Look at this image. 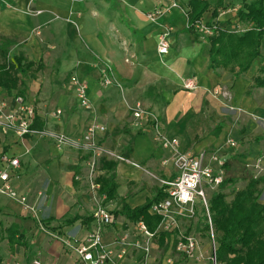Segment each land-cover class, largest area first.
<instances>
[{
    "label": "crops",
    "instance_id": "crops-1",
    "mask_svg": "<svg viewBox=\"0 0 264 264\" xmlns=\"http://www.w3.org/2000/svg\"><path fill=\"white\" fill-rule=\"evenodd\" d=\"M230 1L218 21L221 28L236 32L243 25ZM171 2L0 0V36L13 41L8 61L17 67V58L24 56L32 64L17 75L19 82L14 89L7 91L0 86L4 113L18 107L21 98L34 108L43 128L72 138L80 139L91 126H105L99 138L124 158L117 162L115 180L118 197L131 208L145 204L161 188L162 180L176 175L172 149L162 145L146 118L134 116L138 104L157 115L161 134L177 139L179 152L197 155L205 151L210 155L221 149L226 175L236 167L264 178V87L255 85V79L264 77L260 72L264 69V48L239 77L230 71H216L210 66L209 43L186 32L188 0L177 1V9L156 21L147 18L150 10ZM212 11L203 15V24L212 20ZM168 28H172L170 48L161 55L159 38ZM108 68L113 70L115 83L104 87ZM73 77L86 85L92 109L80 105ZM189 79L196 81V90L184 88ZM216 88L228 89L231 96H213ZM132 137V150L126 157ZM4 156L18 159L19 168L11 172L12 184L35 208V214L31 213L18 201L0 194L1 228L15 225L17 235H23L29 246L11 247L8 239L0 242L11 251L12 259L6 264L34 258L75 264L77 255L64 241L78 244L86 239L92 222L84 219L91 217L95 207L86 181L76 179L87 172L86 156L71 147L59 148L47 139L22 137L17 122L8 123L0 113V171ZM260 202L264 203V184ZM106 206L114 211L118 200ZM67 218L77 220L60 228L58 221ZM51 219V226L58 228L54 231L43 224ZM119 233L115 227L106 228L104 241L110 243Z\"/></svg>",
    "mask_w": 264,
    "mask_h": 264
},
{
    "label": "built area",
    "instance_id": "built-area-1",
    "mask_svg": "<svg viewBox=\"0 0 264 264\" xmlns=\"http://www.w3.org/2000/svg\"><path fill=\"white\" fill-rule=\"evenodd\" d=\"M178 7V2L173 0L171 4L157 8L154 13H148L147 18L156 21L159 16L168 14ZM196 26L202 34V39L214 34V29L201 21ZM171 32L172 28H168L159 38L158 52L161 55L169 51ZM114 83L113 70L108 68L102 84L108 87ZM72 84L76 88L80 105L85 109H92L86 85L80 83L75 77L72 78ZM184 88L196 90L198 87L195 80L189 79L185 82ZM211 94L223 98L231 96L228 89L221 88L214 89ZM17 101L18 107L6 114L4 113L6 104L0 100V113L1 118L6 119L8 123L17 122V128L22 137L47 139L59 148L71 147L86 156L87 172L84 175H77L76 179L86 181L90 200L95 203V207L91 214L92 226L86 239L78 244L64 241V244L77 255L75 264H222L217 256V233L213 225L208 198L209 191L219 188L227 177L224 169L226 161L223 159L221 149L210 155L205 151L197 155L179 152V141L170 140L161 134L157 115L144 110L141 104L136 106L134 116L137 119L146 118V123L150 122L157 130L158 139L162 145L172 149V160L176 167L175 176L161 181L163 199L154 203L149 210L151 215L161 218L157 229L151 231L143 221L132 223L124 217H117L106 206V196L100 194L99 179L105 173L101 168L102 160L115 162L124 160L101 142L99 135L106 131L105 126L94 125L87 128L80 139L53 129L36 128L34 127V108L27 106L21 98ZM57 114H61V111H57ZM228 145L234 147L236 143L228 141ZM2 162L4 169L0 171V194L18 201L25 210L35 214V208L28 205L27 195L20 194L12 184L11 172L19 168L18 159L4 156ZM200 213L205 216L209 227L206 238L201 232L190 230L191 223L197 222ZM108 227H115L124 233L114 236L110 243H106L104 232ZM131 233L134 235L132 241H130ZM162 234L169 235L166 240L167 247L163 248L161 256L155 257L153 251L155 248L157 250V245H160ZM131 254L137 255L134 261H128ZM22 264L57 263H45L41 259L34 258Z\"/></svg>",
    "mask_w": 264,
    "mask_h": 264
},
{
    "label": "trees",
    "instance_id": "trees-1",
    "mask_svg": "<svg viewBox=\"0 0 264 264\" xmlns=\"http://www.w3.org/2000/svg\"><path fill=\"white\" fill-rule=\"evenodd\" d=\"M241 5L237 16L243 28L236 32L219 26V16L229 6L226 0H188L186 6L188 16L186 32L191 33L195 39L202 37L197 29V23L212 8V20L208 26L214 29V34L205 38L210 45V66L216 71H230L234 73V77L245 74L253 61L261 56L264 48V0H241ZM12 46L13 41L10 38L0 36V86L7 91L17 86L19 73H25L32 67L24 56L17 58V67L8 61V53ZM260 72L263 75L264 69ZM255 85L264 87V77L255 79ZM34 127L43 128L37 117ZM132 144L133 137L126 147V157L132 150ZM116 166L117 162L113 160H102L101 168L105 173L99 179L100 194L106 196V203L118 200V207L113 211L117 217H124L132 223L143 221L151 231H155L161 218L151 215L149 210L154 203L163 199L162 188L156 189L153 197L145 204L131 208L125 203L124 198L118 197V184L115 180ZM235 168L231 170L236 173L240 172L246 178V187L236 191L232 200L227 201L224 189L229 182L235 180L226 177L219 187V192L213 194L210 199V212L217 233V256L222 264H264V203L260 202L264 178L245 174L244 168H238L239 170ZM76 220L77 218H67L58 221L59 227L72 225ZM84 221L90 223L92 217ZM52 222L53 219L43 224L48 230L54 231L58 228L52 227ZM2 225L0 222V242L8 239L11 247L23 244L28 249L26 238L23 235H17L15 225L8 229H2ZM208 229V224L205 223L203 230L207 232ZM168 238V234H162L160 237V246L164 249L167 247Z\"/></svg>",
    "mask_w": 264,
    "mask_h": 264
},
{
    "label": "rangeland",
    "instance_id": "rangeland-1",
    "mask_svg": "<svg viewBox=\"0 0 264 264\" xmlns=\"http://www.w3.org/2000/svg\"><path fill=\"white\" fill-rule=\"evenodd\" d=\"M153 1H155V0H153ZM177 1H181V0H177ZM152 3H154V2H152ZM230 6H231V9L236 8L237 10H239L242 6L241 0H234V1L231 0ZM155 11H156V8H154L153 10H150L151 13L152 12L154 13ZM237 29L240 30V27H238ZM232 171L233 170L227 171V177L235 180L234 182H229V184L224 189L226 191L225 193L227 195V201L232 200L233 195L237 191V189L241 190V189L245 188L247 185V180H246V178L243 177V175L242 176L240 175L239 177H237L236 175L232 174ZM245 172L247 173V170ZM217 192H219V188L215 189L214 191H209V194H208L209 195L208 196L209 205H210L211 196ZM205 223H206L205 216L202 213H200L197 222L191 223L190 230L201 232L203 234V237L206 238V235H207L206 230H203ZM125 230H127V228H125ZM123 233H124V231L120 232L119 234L123 235ZM128 233H130V232H128ZM133 239H134V235L131 233L130 241H132ZM153 252H154L155 257L161 256L163 254V248H161L160 245H157V250L155 248V250ZM132 255H133V257H132ZM135 256H137V255H135V254L129 255L128 261H132V260L134 261L136 259ZM0 259H1L0 264H6L7 262H9L12 259L11 251L5 243L2 246L0 245Z\"/></svg>",
    "mask_w": 264,
    "mask_h": 264
}]
</instances>
